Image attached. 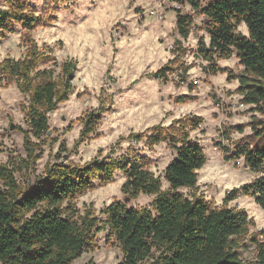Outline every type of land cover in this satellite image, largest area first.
Listing matches in <instances>:
<instances>
[{
    "label": "trees",
    "instance_id": "1",
    "mask_svg": "<svg viewBox=\"0 0 264 264\" xmlns=\"http://www.w3.org/2000/svg\"><path fill=\"white\" fill-rule=\"evenodd\" d=\"M175 2L188 3L206 18L203 29L211 41L208 45L199 42L196 53L208 61V71L219 72L215 60L229 57L234 50L245 72L255 81L247 85L242 81L243 102L257 106L264 103V0H208L204 5L201 0ZM38 19L23 8L0 9V36L11 29L12 22L29 29ZM241 22L247 25V37L233 31ZM175 23L178 33L186 37L193 19L176 11ZM29 45L22 59L6 58L0 62V72L29 96L30 131L38 136L48 129L47 113L67 99L75 63L65 61L62 73L55 74L52 67H40L41 63L54 59L49 52H41L34 42ZM172 70L165 64L151 75L167 79ZM61 76L64 78L60 79ZM84 122V131L90 132L95 128L97 117L91 113ZM190 123L200 124L198 118ZM131 138L145 139L147 146L162 140L172 144L175 156L164 169L170 189L159 193L160 177H153L144 156L131 148L120 158H93L83 167L61 163L47 166L45 174L23 192L12 172L0 166L4 185L0 189V264H69L78 257L87 247L99 220L89 210L80 215L71 202L66 205L62 202L92 188L95 183L108 182L117 169L127 178L121 189L130 197L159 193L152 199L150 208L127 206L115 200L101 209L104 215L101 228L107 227L124 253L118 264H264V243L256 241L254 261H242L236 250V239L248 228L245 211L227 206L216 211L203 196L189 200L178 190L196 184L197 170L206 160L200 144L192 142L187 134L176 137L159 127H152L146 134H133ZM223 149L229 152V148ZM239 156H243L251 170L257 171L264 164V144L236 146L229 158ZM239 193L254 196L264 210V177L232 188L224 201ZM42 200L48 205L43 211L36 208ZM152 209L157 210L155 216ZM28 212L31 215L26 217Z\"/></svg>",
    "mask_w": 264,
    "mask_h": 264
},
{
    "label": "rangeland",
    "instance_id": "2",
    "mask_svg": "<svg viewBox=\"0 0 264 264\" xmlns=\"http://www.w3.org/2000/svg\"><path fill=\"white\" fill-rule=\"evenodd\" d=\"M207 1L208 0H203L202 5H204ZM132 2L133 0H130V5ZM158 2L161 3L163 12H156V10L153 8L151 12L146 13L141 5L137 4L136 7L132 9V11L137 14L133 19H135L137 25H140L144 24V21L148 20L153 15V13H155V15L158 17H163L161 23L156 29H151V25L145 24L143 32H149L150 30L153 32H167V37L158 36L155 40V43L164 46L163 51L171 52L173 54L172 57L168 59L167 63L163 64L170 65L173 70L168 73L167 79H159L151 75L152 72L149 71L151 65H148L145 67L144 72L141 73L139 78L132 81V83H130L126 88H118L116 93L111 95H119L132 91L138 84L142 85V87L145 89H151L153 86H155L156 92L160 93L158 96L159 104L171 105V107L167 108L165 117H174L172 122L167 124V126L161 123L151 124L147 129L144 130V132L129 133L127 139L136 141L131 138L133 134H146L152 130V127H159L164 133L174 134L176 137L182 136L183 133L187 134L192 142H196L202 146L206 156L204 164L197 170V180H200L203 176L210 177L207 180H202L199 185L196 183L193 187H191L195 190L190 192V195L203 196L211 205H213L215 197L221 190H223L226 194L229 190L235 188L223 187L224 184L230 182L231 172L235 171L241 175L246 173L258 174L257 176H254L252 180L264 177V164L259 170L254 171L251 170L245 162L237 164L234 158H229V155L233 152V150H235L236 146L248 144L250 147H252L255 145L261 146L264 144V103H260L257 106L254 103L243 102V94L240 90L242 81L243 84L246 85L255 82L254 77L245 72L244 66L243 71L237 72L232 66L220 63L221 60L232 58L233 54H235L234 50L229 57L215 60L219 72L212 73L211 71H208V61L196 53L199 42H203L205 44L204 36L196 35L200 31H204L203 23L206 21L204 15L200 19L199 23H194L193 14L183 10V6L186 4V2L172 3L171 0H158ZM4 3L8 4L7 9L23 8L25 12H31L35 15V13L39 11L41 15H35L39 19L37 22L35 21L33 27L29 29H26L19 22H12L11 29L4 35L0 36V45H3L11 38L12 35L18 34L21 31L24 32L22 43L30 44L31 42H34V39L30 33L33 32L37 27H54L55 25L52 22L59 19L55 15V12L57 11L64 12V10L67 9V12L64 13V20H66L71 26H76L77 22H83L85 19H87L86 14L76 13L74 8L70 6L74 5L75 7H80V5L77 3V0H68L67 3H62L61 0H43V2L39 5L34 3L33 0H0V4ZM177 4L180 5V7H177ZM97 6V0H89V4L84 5V8L87 10V12H91ZM176 11L192 16L193 24L190 28L189 34L192 33L196 37L195 46H185L181 39L178 38L182 36L178 33L176 28ZM168 13H173L174 16L169 17L166 15ZM44 14H47L46 19ZM195 14L202 15L196 10ZM122 20L123 18L117 20L115 24L112 25L113 30L120 31L121 37H123L124 34L128 32V24L123 23ZM165 22L172 27L166 28ZM17 24H20L19 28H17ZM189 34L186 37H183L184 40H187ZM240 34L243 35L242 33ZM129 35L131 36L132 34L129 33ZM109 36H111V31L109 32ZM169 38L171 39L170 47L168 44ZM102 42L103 41H101V43ZM153 46V41L148 39L146 41V45H138L137 48H144V51L147 52ZM44 48L54 59H50V61L47 63H41L40 67H48L49 64H52V68L55 70L57 65L55 62L56 57L53 55V53L57 50V48H64V41L62 39H57L53 45L45 44ZM88 51H91V49H88ZM120 52V48L112 47V53L114 56L118 55ZM187 54H192L194 56L191 64L186 63L182 59V57ZM101 55H103V53ZM6 58L11 57L7 56L4 59ZM202 61H207V63L204 64ZM240 65L242 64L238 59L236 62V67H239ZM112 67V65H109L105 71L111 72ZM193 68H198V71L196 73H192L191 69ZM82 70L83 69L78 68L77 64L75 63V70L71 79L69 80L70 91L68 93L67 99L63 102H60L54 110L47 113L48 129L38 136L34 135L30 131L28 122L29 96L19 90L15 81L8 80V78L2 76L0 72V105L6 103L3 97V90L5 88L14 83L19 90V98L16 101V104L8 106L11 110L5 111L2 107H0V156L6 155L7 157L6 163H3V161L0 160V166H6L12 172L14 178L19 184L20 192L27 191L33 185L37 177L44 175L47 166L60 163L68 164L64 161L69 160V157L73 154H79L80 144H83L85 141L91 142L94 139H99L102 137L105 134L104 131L96 129L97 125L105 118L106 115H115L117 112L122 111L123 109L131 110L132 108H143L145 111H148L152 107L157 106L156 104L147 105L144 103V100L148 98V93L142 92L139 98L125 100L122 104V107L120 105H115L110 95L106 98L108 103L101 104L99 111L85 110V115H78L73 119H68L66 113H60L58 119L61 121H67V123L63 125V128L60 129L59 124L54 123V121L57 120V117L53 115V113H55L62 104H65L72 99V93L74 92L75 86L71 84V81L75 78L77 72ZM55 74L57 73L55 72ZM177 76L178 79L176 78ZM219 76H224V83L214 80V78ZM108 79L114 80L115 77L109 75ZM236 80L239 81V84L235 88L227 87L228 84H231ZM169 85L172 86V90L164 91V89ZM105 91L106 89L102 85L100 92L103 94ZM137 91H139V89H137ZM91 95L92 92L87 88V86H85L82 92H75V98L80 101H83L84 97ZM183 96H185L186 99H183ZM242 102L245 105L243 108L240 107ZM181 109H183L181 115L177 116L176 113ZM12 110L20 111V119L23 122L22 124L15 121ZM91 113L97 117V122L95 128L92 131L85 132L84 120ZM245 116L248 118L244 120L239 119ZM193 118L199 119L200 124L198 126L191 125L190 122ZM5 120H7L6 126L3 123ZM78 124H82L83 128L81 129L79 138L76 140L73 147L69 149L68 135H65V133H71ZM246 129H248V131H246ZM113 130L114 129L109 127L107 131L110 133ZM53 132H55L56 135H53ZM236 133H240V135H236ZM15 137H19L20 140L17 141L14 139ZM33 137H35V139H33ZM5 139L13 140L11 147L4 144ZM124 139H126V137H120V141ZM140 141H143V143H130L122 153L128 152L130 148L133 149L134 152L144 156V162L149 168L158 166L159 163L164 161L169 163V161L175 156V150L172 144L166 140H162L156 144H153L152 146H147L145 139ZM225 141H228V143H225ZM161 142H164L165 146L160 149H156L154 146L160 144ZM117 145H119V141H117ZM224 146L229 148V152L226 153V151L223 149ZM97 152L102 153L103 148H97ZM108 156H112V153L109 152ZM41 166H43L42 172ZM121 175L125 177L122 170L119 172L116 171L108 182L104 184L95 183L92 188L84 191L83 193L76 194L70 199V201L75 200L79 195H83L86 192L97 191L106 187L110 183H115ZM159 177L161 183L166 180L164 177V171ZM3 187L4 185L0 178V189ZM121 187L118 190V194H113L112 202L115 200L123 201L127 206H133L137 208L151 207L152 200L146 201L143 204L141 203L142 197L150 196V194H139L137 197H130L128 194L122 191ZM184 187L186 186L179 187L178 190L182 192L180 189ZM201 189H203V191H201ZM197 192H199V195L196 194ZM224 196L222 197L223 204L227 207L231 201L242 200L245 196L251 197L252 201H254V205L258 206V208L254 206L249 209L238 207V205L233 204L231 207H229L236 210H243L247 214V219L249 221L248 228L246 233L242 234L236 239V250L240 255V259L243 257V259H241L242 261H254L257 255L256 241L264 243V239H261L264 237V227L256 228V219L255 217L249 218V211L264 212V210L258 203H256L254 196L250 194L239 193L235 198L227 202L224 201ZM126 197H128V200H125ZM252 201L248 203H251ZM73 205L79 212V208L76 207L75 204ZM94 206V201L89 202V206L85 211L89 210L98 218V226L93 230L91 237L88 240V245L84 251L78 257L74 258L69 264H112L111 261H108L106 256L103 260L97 261L95 258L96 254L102 248L105 250L119 248L120 252H122L116 238L113 239V236L109 235L107 227L101 228V224L103 223L104 219L101 209L104 206L100 208V214H94ZM250 229L255 230L250 231ZM253 246H255V253L254 258L251 259L246 257L245 253H249ZM120 252H117L113 257L116 264L121 261L119 258Z\"/></svg>",
    "mask_w": 264,
    "mask_h": 264
},
{
    "label": "clouds",
    "instance_id": "3",
    "mask_svg": "<svg viewBox=\"0 0 264 264\" xmlns=\"http://www.w3.org/2000/svg\"><path fill=\"white\" fill-rule=\"evenodd\" d=\"M37 5L41 4L43 0H33ZM62 3H67L68 0H61ZM172 3H175V0H171ZM77 3L80 7L74 8L76 13L86 14L87 19L83 22H77L76 26H71L64 20V13L67 12V9L64 12L57 11L55 15L59 18L52 23L54 27H37L30 35L33 37L34 42L37 48L43 52L45 51L44 45L49 44L53 45L57 39H62L64 41V48L59 49L53 53L56 57V73H62V65L65 61H72L77 64L78 68H82V71L77 72L75 78L71 81V84L74 87V92L72 93V99L65 104H62L58 110L53 113L57 117V120L54 123H58L60 129L63 128V125L67 121H61L58 119L60 113H66L68 119H73L78 115H85V110L99 111L101 104H107L108 100L106 99L111 94L116 93L118 88H126L132 81L136 80L141 76V73L144 72L145 67L151 65L149 68L150 72H155L157 68L163 66L164 63H167L168 59L172 57L171 52L163 51V47L160 44H156L155 40L158 36L167 37L166 31H149L143 32L145 24L151 25V29H156L161 23L163 17H158L153 13V15L144 21V24L137 25L135 19H133L137 14L132 11L137 4L141 5L144 11L151 12L154 8L156 12H163L161 3L158 0H133L130 5V0H97L98 6L94 8L93 11L87 12L84 8V5L89 4V0H77ZM203 0H201V5ZM130 5V6H129ZM180 7V5H176ZM8 4H0V9H7ZM183 10L191 12L194 17V23H199L203 15H196L195 10L188 5L187 3L183 6ZM51 11V10H50ZM35 15H41L39 11ZM171 17L174 16L173 13L166 14ZM45 19L47 14H44ZM71 18V17H69ZM123 18L122 22L128 24V32L124 34L123 37L120 36V31L112 29V25L119 19ZM234 23V21H233ZM17 28L20 27V24L16 25ZM165 27L170 28L171 25H168L165 22ZM91 30V31H90ZM111 31V36L109 32ZM235 33H242L245 37L249 36V31L247 25L241 22L237 25L234 30ZM132 34L131 36L129 35ZM196 35H203L205 44H210L211 36L204 31H200ZM24 37V32L21 31L18 34L12 35L11 38L6 41L3 45H0V62L7 56H10L13 60H20L25 55H27L29 44L22 43ZM138 37V38H135ZM181 39L182 43L185 46L196 45V37L190 33L187 40H184L183 37H178ZM151 39L154 43V46L149 49L147 52L144 51V48H137L138 45H146V41ZM101 41H103L101 43ZM114 41V43H113ZM168 44L170 47L171 39H168ZM19 45V47H18ZM112 47L120 48L121 52L118 55H113ZM91 49V51H88ZM103 53V55H101ZM182 59L191 64L194 56L192 54H187ZM238 58L233 54L232 58L221 60V64H227L232 66L235 71H243V65L236 67V62ZM206 64L207 61H202ZM109 65H112L111 72H106L105 69ZM49 68L52 67V64L48 65ZM198 68L191 69L192 73H196ZM33 73H30V75ZM109 75L115 77L114 80H109ZM56 78V77H54ZM63 79L64 77H59ZM178 79V76L176 77ZM219 82L224 83V76H219L214 78ZM107 82V83H106ZM239 84V81H233L231 84H228L227 87L235 88ZM104 86L106 91L102 94L100 92L101 86ZM85 86L92 92L91 96L84 97L83 101L77 100L75 98V92L83 91ZM139 89V91H137ZM172 86H167L164 91H171ZM148 93V98L144 100V103L147 105L156 104V107H152L150 110L145 111L143 108L137 109L132 108L131 110L123 109L122 111L117 112L115 115H106L105 118L97 125L96 130H103L104 135L99 139H94L91 142L85 141L83 144L79 145V154H73L69 157V160L64 161L65 163L71 164L75 167H83L86 163H89L95 157L97 160L103 159L108 156L109 152L112 153V158H120L121 153L128 147L130 143H143V141L136 142L127 139L129 133L133 132H144L151 124L161 123L165 126L172 122L174 117H165V112L168 107L171 105H160L158 101V96L160 93H157L155 86L151 89H145L142 85L138 84L132 91L122 93L119 95H111L112 101L115 105L122 104L125 100L131 98H139L141 93ZM3 97L6 103L0 105L5 111H9V105L16 104V101L19 98V90L16 85L13 83L9 87L3 90ZM239 98V97H238ZM242 108L245 105L241 106ZM13 117L15 121L23 123L20 119L21 113L18 110H12ZM183 109L176 113V115H181ZM248 117H241L239 119L244 120ZM5 126L7 125V120L3 122ZM111 127L114 129L112 132H108V128ZM83 128L82 124H78L71 133H65L68 135V148L71 149L75 144L76 140L79 138L81 129ZM248 131V129H246ZM53 135H56L53 132ZM240 135V133H236ZM124 136L126 139L120 141V137ZM17 141L20 140L19 137H15ZM35 139V137H33ZM119 141V145H117ZM12 139H5L4 144L9 147L12 146ZM228 143V141H225ZM164 142H161L154 147L160 149L164 147ZM97 148H103L102 153L97 152ZM115 149V150H113ZM0 160L3 163L7 162L6 155L0 156ZM240 163L243 162V157L240 158ZM167 161L159 163L158 166H153L149 170L153 174V177L161 176L164 169L166 168ZM41 166V172H42ZM116 171H121L117 169ZM203 171V170H201ZM258 174L246 173L239 174L238 172H231L230 182L223 185L225 188L237 187L239 188L241 184L250 182L254 176ZM209 176H203L200 180H197V185H199L202 180L209 179ZM126 177L121 175L115 183H110L106 187L101 188L97 191H89L83 195H79L75 200L70 201L65 199L62 203L64 205L69 202L75 204L79 208V214L83 215L86 208L89 206V202L94 201V214H100V208L112 203L113 194H118V190L121 185L126 181ZM165 189H170V183L167 180H164L160 184L159 193L163 192ZM184 196L188 197L189 200H192L194 197L190 195V192L194 191V188L184 187L180 189ZM203 191V189H201ZM159 193H153L150 196H143L141 203L143 204L146 201L154 199ZM199 195V192L196 193ZM224 191L221 190L219 194L215 197L212 207L219 211L225 205L223 204L222 197L224 196ZM249 196L243 197L242 200H233L229 203L228 207H231L233 204L238 205V207H244L251 209L254 207V201ZM47 201L42 200L39 204L36 205V208H39L43 211L47 207ZM258 208V206H255ZM35 210V209H33ZM157 213L156 209H152V214L155 216ZM31 212L26 213V217L30 216ZM255 217L256 219V228L264 227V212L258 211H249V218ZM255 229H250L253 231ZM102 235V233H101ZM115 239V237H113ZM261 239H264L262 237ZM162 250V249H161ZM117 252H120L119 248L112 250L100 249L96 254V260L100 261L107 257L108 261H111L112 264H116L113 257ZM153 252H156L159 255V252L153 248ZM255 246L249 253H245V256L248 258H254ZM124 253L120 252V259H123ZM243 259V257L241 258Z\"/></svg>",
    "mask_w": 264,
    "mask_h": 264
},
{
    "label": "built area",
    "instance_id": "4",
    "mask_svg": "<svg viewBox=\"0 0 264 264\" xmlns=\"http://www.w3.org/2000/svg\"><path fill=\"white\" fill-rule=\"evenodd\" d=\"M242 105H244L243 102L240 104V107H241ZM241 157H243V156H239V157L235 158V161L237 162V164H241V163L239 162ZM243 162H244V158H243ZM243 162H242V163H243Z\"/></svg>",
    "mask_w": 264,
    "mask_h": 264
},
{
    "label": "water",
    "instance_id": "5",
    "mask_svg": "<svg viewBox=\"0 0 264 264\" xmlns=\"http://www.w3.org/2000/svg\"><path fill=\"white\" fill-rule=\"evenodd\" d=\"M125 200H128V197H126Z\"/></svg>",
    "mask_w": 264,
    "mask_h": 264
}]
</instances>
